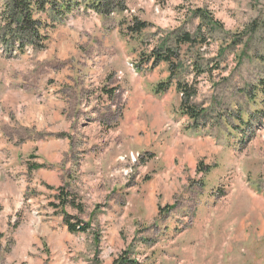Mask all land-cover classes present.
Listing matches in <instances>:
<instances>
[{
	"label": "rangeland",
	"instance_id": "rangeland-1",
	"mask_svg": "<svg viewBox=\"0 0 264 264\" xmlns=\"http://www.w3.org/2000/svg\"><path fill=\"white\" fill-rule=\"evenodd\" d=\"M122 3L107 16L95 14L104 27L77 14L58 23L36 16L44 28L32 44L35 49L28 44L11 56L0 50V95H11L9 101L0 98L5 101L0 126L29 122L22 118L35 104L32 98H23L21 88L12 94L4 90L12 82L4 75L24 62L48 64L43 90L33 96L69 101L78 94L80 109L106 96L118 107L106 116V130L101 127L112 145L106 166H91L87 156L62 160L48 185L38 171L28 170L31 164L41 166L22 150L14 165L0 164V188L14 192L13 198L5 195L9 205L14 203L12 211L0 212V264H264V0ZM133 18L148 28L128 34ZM183 34L196 38V44L178 47L177 36ZM169 47L179 51L173 61L189 84L194 63L207 71L196 79L191 99L204 115L194 124L181 116V95L171 83L166 92L141 101L144 111L118 134L139 85L148 94L169 80L165 63L154 67L141 58L152 48ZM8 64L10 70L2 71ZM129 65L150 74L141 80ZM75 67L77 77L72 76ZM95 93L102 97L92 98ZM50 121L42 118L44 129ZM31 125L36 127L34 121ZM62 186L76 192L80 203L98 186L103 192L125 190L133 203L125 205L116 228L71 235L51 206L50 191ZM30 196L41 204L26 206ZM97 210L85 214L90 222Z\"/></svg>",
	"mask_w": 264,
	"mask_h": 264
},
{
	"label": "crops",
	"instance_id": "crops-1",
	"mask_svg": "<svg viewBox=\"0 0 264 264\" xmlns=\"http://www.w3.org/2000/svg\"><path fill=\"white\" fill-rule=\"evenodd\" d=\"M75 14L79 15V17L89 18L97 22V25L99 24L102 27L105 26L104 23L96 21L98 16L93 12H78ZM100 49L103 50L104 54H106V47H100ZM1 66L3 65L1 64ZM9 66V64L6 65L5 68H2V71L10 70ZM47 66L48 64L40 65L36 63L24 62L21 68H15V73L11 72L4 75L5 78H9L12 81L8 82V88H4L6 93L12 94L15 88H21V92L24 94L23 98H32L29 101L30 103L35 104L32 109H28L27 115L23 116L22 121H29L23 122V127L14 128V125L9 124L8 122H6L7 127H5L4 124L0 126V164L14 165L18 160V156H20L18 155L20 150H22L24 154L32 155L35 158L33 161L38 163V166H41L37 168V165L31 164L28 166V170L38 171L49 185V182L56 180L54 175L57 172V169L55 167L60 164L62 160L68 159V162H72V160L77 156H80L82 159L87 156L91 166H106V161L109 160L107 152L109 150L111 151L112 145L108 141L109 137H107L106 131L102 130L101 127L104 128L106 116L111 115L112 117L114 110L118 107H116L115 103H111V101L106 100V96L103 98L101 95L96 93L91 95V97L97 99L100 96L102 97L100 99L103 101L100 102L98 99L89 102L85 107H81V109L84 110L83 112L80 111L81 109L78 94L70 98L69 101L66 96H64L61 100L58 96L52 97L51 99L41 97L39 94L33 96L35 92H41L43 90L41 81H46L42 78L46 77L45 69ZM82 66L85 67L86 65L82 64ZM88 66L90 67V64ZM11 70H13V68ZM75 71L78 72L77 67H75L72 71V76L77 77V75H74ZM148 74L150 73H147L145 70L143 73L135 72L134 76H137L142 80L145 78L144 75ZM95 78H97V75ZM113 80H115L113 77L109 79V81ZM95 86L96 85H94V88ZM139 86L140 90L131 95V100L129 102L133 101L134 105L131 106L129 103L127 106V108L130 109V112L124 115L120 121V125H118L119 130L117 131L118 134L120 131H127L128 126L130 124H134L138 115L144 111L142 109L143 105L140 104L141 101L150 99L151 97H156L152 89V93L144 94L141 92L143 90V84ZM28 92H31L32 95H28ZM10 96L8 95L7 97H4L3 94H1L0 98L9 101ZM34 97L35 99L39 98V100H42V104L38 101L36 102V100L33 99ZM2 99H0V116H2L3 110L1 108V104L5 102ZM68 106H70V108H68ZM65 111L68 112L67 115L65 114ZM145 111L150 112V110ZM17 112L19 115L20 111ZM80 113L85 115L84 123H80L78 120ZM83 114L81 116H84ZM45 116L50 118V122L52 123L44 129L42 126V118ZM33 121L36 123V127L31 128L29 126H32L31 123ZM170 122L173 125L177 123L174 121V117L171 118ZM135 132L136 130H132L134 136ZM137 142V140L134 141V143ZM83 163H85L84 160ZM49 168L53 169V171ZM97 182L98 180H96L93 176V182L91 184L96 186ZM56 189L57 188H55V190ZM55 190L52 192L50 191V194L55 195ZM123 191L116 189L113 191L103 192L101 187L98 186V188L93 190L91 193V197L81 199V203L84 206L83 214H78L75 209L70 207H67L66 210L69 209L71 211V216L78 217L83 222H89L91 227L90 230L95 228L106 229V227L114 229L122 222V217L127 212L126 210H123L125 205L127 203H133V201L129 200L131 195H129V193L125 190ZM6 194L11 196V198L14 196L13 190L4 192L0 188V212H3L4 215L10 213L12 211V207H14V203L9 205L6 200ZM74 194L77 195L76 192H74ZM53 195H51L52 200ZM79 196L81 197V195ZM32 201L37 202L35 199L32 200L31 196L27 197L25 205L30 207L32 205ZM37 204H41V201L39 200ZM97 206L98 210L96 211L97 213L95 219L90 222L88 220V216H85V214L91 212ZM136 208L137 203L135 204V209ZM53 212L61 217V224L63 225L62 216L57 213L56 209L53 210ZM2 218L4 226L6 223V216H3Z\"/></svg>",
	"mask_w": 264,
	"mask_h": 264
},
{
	"label": "trees",
	"instance_id": "trees-1",
	"mask_svg": "<svg viewBox=\"0 0 264 264\" xmlns=\"http://www.w3.org/2000/svg\"><path fill=\"white\" fill-rule=\"evenodd\" d=\"M123 0H8L0 1V50L5 51L7 56L12 53H23L26 46L35 42L39 36L40 27L36 16L45 15L53 23L63 21L69 15L82 10L83 12H93L95 14L111 13L116 8H122ZM123 10V9H122ZM203 17V16H201ZM132 23L126 26V31L131 35H139L143 30L148 28L146 22L131 19ZM44 25V24H43ZM45 26V25H44ZM46 28V27H45ZM39 39V37H38ZM197 39L190 37L188 34L177 36L176 44L193 46L196 44ZM201 42L205 43L201 40ZM206 44V43H205ZM34 49L35 47L32 46ZM158 48V47H157ZM152 48L150 53L141 58L142 63L151 61V66H157L160 63H165L168 66L169 80L164 83H159L153 92L155 95H160L167 91L171 83H174L175 89L181 95L179 110L180 115L185 116L189 121L194 124L204 115L203 110L191 101L195 95L196 79L205 74L200 69L199 64L194 63L191 67L193 80L189 84L185 76L180 74L177 64L173 60H178L175 51L176 49H157ZM176 52V53H175ZM176 78V79H175ZM171 79H175L174 82ZM52 207L57 210L62 216L63 225L66 227L67 232L71 235L84 234L90 231V223L83 222L75 216L68 215L66 208L70 207L77 211L78 214H83V205L78 201L77 195L67 190L65 186L57 189Z\"/></svg>",
	"mask_w": 264,
	"mask_h": 264
}]
</instances>
